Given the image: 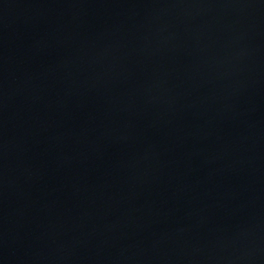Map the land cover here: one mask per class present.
I'll use <instances>...</instances> for the list:
<instances>
[{
    "label": "water",
    "instance_id": "1",
    "mask_svg": "<svg viewBox=\"0 0 264 264\" xmlns=\"http://www.w3.org/2000/svg\"><path fill=\"white\" fill-rule=\"evenodd\" d=\"M0 264H264V0H0Z\"/></svg>",
    "mask_w": 264,
    "mask_h": 264
}]
</instances>
